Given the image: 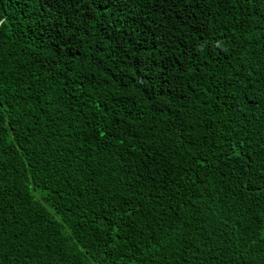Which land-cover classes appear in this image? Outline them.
<instances>
[{"label":"trees","instance_id":"trees-1","mask_svg":"<svg viewBox=\"0 0 264 264\" xmlns=\"http://www.w3.org/2000/svg\"><path fill=\"white\" fill-rule=\"evenodd\" d=\"M0 264H264V0H0Z\"/></svg>","mask_w":264,"mask_h":264}]
</instances>
